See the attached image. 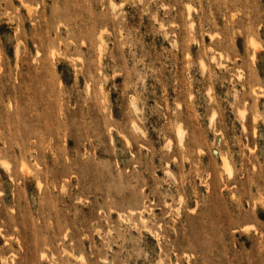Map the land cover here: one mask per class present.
I'll return each instance as SVG.
<instances>
[{
	"label": "rangeland",
	"instance_id": "obj_1",
	"mask_svg": "<svg viewBox=\"0 0 264 264\" xmlns=\"http://www.w3.org/2000/svg\"><path fill=\"white\" fill-rule=\"evenodd\" d=\"M0 264H264V0H0Z\"/></svg>",
	"mask_w": 264,
	"mask_h": 264
},
{
	"label": "bare ground",
	"instance_id": "obj_2",
	"mask_svg": "<svg viewBox=\"0 0 264 264\" xmlns=\"http://www.w3.org/2000/svg\"><path fill=\"white\" fill-rule=\"evenodd\" d=\"M112 6H113V5H112ZM92 33H93V32H92ZM257 43H258V42H257ZM254 46H255V45H254ZM254 71H255V70H254ZM178 131H180V130H178ZM181 132H182V131H181ZM181 132H180V133H181ZM182 133H183V132H182ZM183 134H184V133H183ZM178 135H180V134H178ZM182 136H183V135H182ZM179 138H180V137H179ZM180 139H181V138H180ZM181 141H182V140H181ZM224 160H225V159H224ZM226 165H227V163H226ZM226 165H225V166H226ZM6 168H7V167H6ZM23 169H26V168H23ZM27 175H28V174H27ZM37 186H38V185H37ZM39 189H40V188H39ZM213 191H214V190H213ZM184 233H185V232H184Z\"/></svg>",
	"mask_w": 264,
	"mask_h": 264
}]
</instances>
